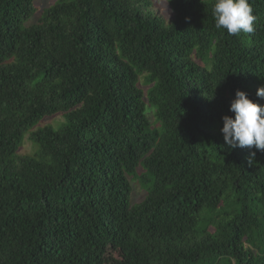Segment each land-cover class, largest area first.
I'll list each match as a JSON object with an SVG mask.
<instances>
[{
    "label": "trees",
    "instance_id": "trees-1",
    "mask_svg": "<svg viewBox=\"0 0 264 264\" xmlns=\"http://www.w3.org/2000/svg\"><path fill=\"white\" fill-rule=\"evenodd\" d=\"M152 4L0 0V264H264V151L221 132L264 105V0L238 35Z\"/></svg>",
    "mask_w": 264,
    "mask_h": 264
},
{
    "label": "clouds",
    "instance_id": "clouds-1",
    "mask_svg": "<svg viewBox=\"0 0 264 264\" xmlns=\"http://www.w3.org/2000/svg\"><path fill=\"white\" fill-rule=\"evenodd\" d=\"M212 15L217 29L230 35L253 33L255 16L249 0H214ZM257 97L264 99V86L257 89ZM229 111L234 116L222 117L224 140L231 148H252L264 151V105L253 102L244 91L236 90ZM254 157L255 153H251Z\"/></svg>",
    "mask_w": 264,
    "mask_h": 264
},
{
    "label": "rangeland",
    "instance_id": "rangeland-1",
    "mask_svg": "<svg viewBox=\"0 0 264 264\" xmlns=\"http://www.w3.org/2000/svg\"><path fill=\"white\" fill-rule=\"evenodd\" d=\"M56 0H37V9L40 10L42 8H47L54 4ZM153 9L160 14L161 16L165 17L166 20H169L172 17L171 11L169 9V6L167 4V0H151ZM39 16V12L36 15V18ZM36 18H33L30 22L27 23V25H31L35 22ZM146 89V88H144ZM62 122L61 116H55L53 118L45 120L42 124H39L38 126H45L49 125L54 128H57L60 123ZM29 134V133H28ZM26 135L23 139L22 145L19 149L18 154L20 156H34L37 153V147L34 143L30 141L29 135ZM133 199H135V202H140V198L145 195V192L142 188H140L137 184L133 186Z\"/></svg>",
    "mask_w": 264,
    "mask_h": 264
}]
</instances>
